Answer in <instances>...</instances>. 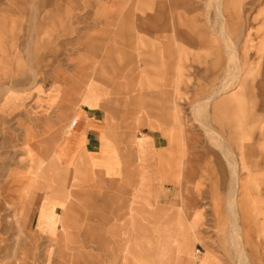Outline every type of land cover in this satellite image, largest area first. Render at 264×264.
<instances>
[{"label":"rangeland","instance_id":"obj_1","mask_svg":"<svg viewBox=\"0 0 264 264\" xmlns=\"http://www.w3.org/2000/svg\"><path fill=\"white\" fill-rule=\"evenodd\" d=\"M263 39L264 0H0V264H264ZM89 81L118 138L161 140L158 208L53 161ZM51 191L70 196L55 239Z\"/></svg>","mask_w":264,"mask_h":264},{"label":"crops","instance_id":"obj_2","mask_svg":"<svg viewBox=\"0 0 264 264\" xmlns=\"http://www.w3.org/2000/svg\"><path fill=\"white\" fill-rule=\"evenodd\" d=\"M261 45L264 48V39ZM87 84L91 85H87L83 90L82 102L79 101L65 118L68 126L53 146V161L67 169H77L81 164H85L111 181L131 179L135 186V195L141 204L151 209L158 208L166 189L161 181L159 164V149L163 147L161 140L149 133L131 137L130 142L118 138L104 110L97 106L102 89L93 81ZM50 96L46 97L45 101ZM27 110L24 105L19 107L21 114L25 115ZM40 172L37 169L29 172V186L39 181ZM235 185L237 192V175L234 177V188ZM166 190L169 193V189ZM69 200V195L61 196L56 191L43 196L37 209L36 226L39 233L44 232L52 239L59 236L58 227H64L67 221ZM58 208H62V214L57 212ZM192 237L199 239L195 232ZM195 264L223 263L212 252H202L200 249Z\"/></svg>","mask_w":264,"mask_h":264},{"label":"bare ground","instance_id":"obj_3","mask_svg":"<svg viewBox=\"0 0 264 264\" xmlns=\"http://www.w3.org/2000/svg\"><path fill=\"white\" fill-rule=\"evenodd\" d=\"M217 1H218V0H217ZM219 13L221 14V11H220V10H219ZM222 18H223V17H222ZM221 34H222L223 36H225V34H226V33H225V30H224V27H222V26H221ZM224 39H225V38H224ZM226 42H227L229 48L232 50L233 48H232L231 45L229 44V41L226 40ZM226 42H225V43H226ZM233 50H234V49H233ZM235 54H236V53H235ZM236 68H237V67H236ZM236 70H237V69H236ZM233 75H234V74H233ZM231 76H232V74H231ZM227 86H229V84H228V85H226V84L223 85V87H222V91H223V90H226V88L228 89ZM218 141L221 142L220 140H218ZM55 144H56V143H55ZM222 150H223V146H222ZM57 159H58V158H57ZM230 165H231V168H232L233 172H236V170H237V169H236V165L233 164V163H230ZM42 168H43V167H42ZM38 169H39V168H38ZM236 185H237V184H236ZM236 185H235V188H234V190H233V192H232V193H233V196H232V197H234V196L236 195V194H235V193H236ZM31 186H32V185H31ZM234 198H236V197H234ZM235 205H236V203H235ZM235 205H234V206H235ZM230 211H231V210H230ZM231 214H232V213H231ZM234 215H235V214H234ZM232 216H233V215H232ZM232 221H233V220H232ZM232 227H233V226H232ZM235 228H236V226H235ZM235 228H234V229H235ZM238 229H239V228H238ZM235 230H236V229H235ZM236 233L238 234V236H240V235H239L240 232L238 233V231H237ZM237 240H238V239H237ZM241 243H242V242H241ZM240 246H241V245H240ZM240 251H241V250H240ZM243 251H244V250H243ZM244 252H245V251H244ZM243 256L246 257V255H243ZM240 257H241V256H240ZM243 259H244V258H243ZM243 261H244V260H243ZM245 261H246V259H245Z\"/></svg>","mask_w":264,"mask_h":264},{"label":"built area","instance_id":"obj_4","mask_svg":"<svg viewBox=\"0 0 264 264\" xmlns=\"http://www.w3.org/2000/svg\"><path fill=\"white\" fill-rule=\"evenodd\" d=\"M196 253L199 254V253H200V249H198V250L196 251Z\"/></svg>","mask_w":264,"mask_h":264}]
</instances>
